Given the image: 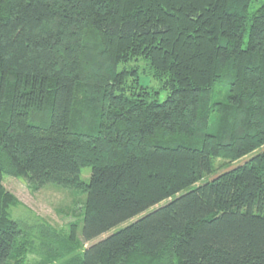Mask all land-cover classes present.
Listing matches in <instances>:
<instances>
[{
  "label": "trees",
  "instance_id": "obj_1",
  "mask_svg": "<svg viewBox=\"0 0 264 264\" xmlns=\"http://www.w3.org/2000/svg\"><path fill=\"white\" fill-rule=\"evenodd\" d=\"M4 176L86 196L79 235L38 226L46 261L264 264V0H0L11 264Z\"/></svg>",
  "mask_w": 264,
  "mask_h": 264
},
{
  "label": "rangeland",
  "instance_id": "obj_2",
  "mask_svg": "<svg viewBox=\"0 0 264 264\" xmlns=\"http://www.w3.org/2000/svg\"><path fill=\"white\" fill-rule=\"evenodd\" d=\"M141 75L140 81L143 84L153 87V89L158 88L157 83L151 81L143 74ZM159 98L162 101L165 98V93L160 92ZM229 164L227 161L220 160L216 162V168L220 170ZM233 164L235 163L232 162ZM90 174V168H83L81 170L82 180L88 183ZM2 184L4 189L16 201V205L9 211L11 219L19 222L25 231L28 232L23 233L24 235L21 237L22 240L20 242V244L23 243V247H26L24 258L18 259V261L13 260L11 264H60L61 259H69L72 256L70 252L68 255L67 253L63 254L59 258L60 260L57 259L53 262H50V260L46 261L44 259L46 255L40 248V242L42 240L37 232V228L38 226H44L51 232L56 233L60 238H63L68 235L70 225H75L76 228L78 227L79 235L82 225L85 194L80 191L64 189L55 185L37 188L30 185L24 177L12 178L4 176ZM136 219H132L128 223L134 222ZM128 223L121 224L107 234L96 238L94 241L83 244L81 249L75 247L76 250H74L73 255L81 254L83 247H89L93 242L105 238L108 234L119 230ZM27 241H30L29 246H27Z\"/></svg>",
  "mask_w": 264,
  "mask_h": 264
}]
</instances>
